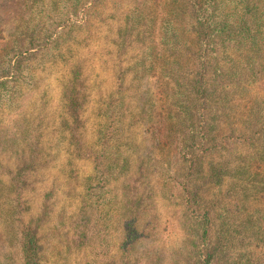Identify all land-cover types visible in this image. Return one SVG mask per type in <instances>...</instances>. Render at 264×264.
Segmentation results:
<instances>
[{
  "label": "trees",
  "instance_id": "1",
  "mask_svg": "<svg viewBox=\"0 0 264 264\" xmlns=\"http://www.w3.org/2000/svg\"><path fill=\"white\" fill-rule=\"evenodd\" d=\"M16 1L17 29L0 50V113L55 62L65 72L63 122L74 123L71 131L77 134L86 129V114L98 107L106 136L113 139L130 132L127 103L133 84L147 73L155 84L150 142L163 156L160 167L152 156L148 165H136L132 154L121 157L114 147L95 142L85 155L93 172L69 225L73 243L101 263L143 264L136 254L154 231L151 210L138 205L145 204L146 194L159 195L179 211L187 264H264V0ZM114 24V36L121 40L115 45L124 54L133 42L145 47L139 62L144 70L135 71L132 85L127 72L109 74L104 109L101 99L93 103L89 94L86 57L63 54L99 42ZM120 61L123 66L130 59L120 56ZM30 176L18 175L7 188L3 210L18 264L43 259L39 223L28 219ZM154 177L155 192V184L145 185ZM117 185L135 197L127 205L136 209L126 205L111 224L100 212ZM114 230L118 237L111 240ZM113 243L119 245V259L111 257Z\"/></svg>",
  "mask_w": 264,
  "mask_h": 264
},
{
  "label": "rangeland",
  "instance_id": "2",
  "mask_svg": "<svg viewBox=\"0 0 264 264\" xmlns=\"http://www.w3.org/2000/svg\"><path fill=\"white\" fill-rule=\"evenodd\" d=\"M18 21L17 1L0 0V50L15 33ZM115 25L107 28L105 35L101 34L103 37L99 42L96 40L86 48L76 45L72 47L73 55L63 54L86 57L84 66L89 94L94 98L93 103L101 99L100 108L104 109L108 104L102 93L107 91L104 80L109 74L119 70L120 74L127 72V84L132 85L137 76L135 71L141 74L144 70L139 62L144 60L145 47L133 42L124 54L123 48L115 45L121 41L114 36ZM48 56L51 55L48 53ZM120 56H126L130 61L122 66ZM56 64L52 62L40 70L34 85L24 88L15 105L0 113V264H18L20 258L16 247L9 242L11 235L5 230L3 213L7 209V188L15 185L18 175L31 174L25 182L28 187L25 198L30 208L29 221L39 223L42 264H105L95 254L80 250L73 243L69 226L84 198L86 180L93 172L92 161L85 160L86 152L98 142L100 146L105 144L119 150L121 157L123 153L132 154L136 165L137 161L148 165L152 156L151 161L160 167L163 158L161 153L152 149L150 142L157 113L155 84L150 73L133 84L130 91L127 103L130 132L111 139L106 136V121L98 113V107L91 108L86 114L83 121L86 129H80L77 134L71 131L74 123L63 122L61 96L65 72H59L61 66ZM146 65L149 69L148 63ZM157 181L154 177L150 183L145 181V185L152 188ZM155 186L154 192L157 190ZM147 197L145 204L138 206L151 210L149 217L154 235L141 246L136 256L143 264H187L188 246L184 244L179 211L159 195L150 197L146 194L143 199ZM134 199L119 185L111 187L106 194L107 204L100 212L102 218L111 220L112 224L123 213L127 201ZM128 206L133 207V211L136 209L134 205ZM112 233L110 238L115 240L118 233L115 230ZM118 248L119 245L113 243L111 257L116 254L119 259ZM101 257L105 259L103 255Z\"/></svg>",
  "mask_w": 264,
  "mask_h": 264
}]
</instances>
